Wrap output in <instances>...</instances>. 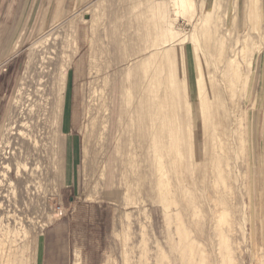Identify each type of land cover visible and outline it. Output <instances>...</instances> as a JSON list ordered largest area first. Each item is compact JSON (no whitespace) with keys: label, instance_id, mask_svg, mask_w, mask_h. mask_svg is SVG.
<instances>
[{"label":"rangeland","instance_id":"obj_1","mask_svg":"<svg viewBox=\"0 0 264 264\" xmlns=\"http://www.w3.org/2000/svg\"><path fill=\"white\" fill-rule=\"evenodd\" d=\"M193 1L196 9L177 7L174 0H143V54L114 69L102 59L107 53L84 54V68L77 67L82 32H76V0H0V132L33 45L44 42L38 54L50 49L52 63L70 64L67 77L75 75L74 84L66 81L57 164L45 161L51 179L46 215L36 211L37 216L49 217L50 224L18 239L15 251L22 264H35L40 235L44 264H188L180 250L178 222L200 244V264H264V0H212L208 15L201 9L202 0ZM78 18L83 20L81 14ZM167 22L178 35L164 40ZM99 33L90 32L89 43L106 48L100 45L108 43L107 34L99 40ZM17 40V52L4 57ZM233 50L247 81L245 88L237 85L240 89L230 92L220 70ZM196 62L208 93L214 92L213 119L206 128L210 143L201 127L194 140L190 131L200 118L196 108L188 111L186 98L175 107L162 88L156 92L160 98L146 89L150 80H159L152 76L161 67H170L182 95L191 94L194 103ZM94 90L105 97L94 95ZM123 90L127 95H121ZM146 98H151L150 104L154 100V105L169 106L164 111L171 113L170 126L161 127L160 106L139 111ZM92 108L109 112L95 119L99 126L89 146L91 154L85 157V127L95 115ZM169 129L178 144L174 149L167 148ZM159 134L163 151L156 153L152 137ZM161 181L167 187L164 192ZM29 189V208L37 210L43 189L35 191L33 182ZM216 211L224 214L222 224L216 222ZM218 233L226 237L224 243Z\"/></svg>","mask_w":264,"mask_h":264},{"label":"bare ground","instance_id":"obj_2","mask_svg":"<svg viewBox=\"0 0 264 264\" xmlns=\"http://www.w3.org/2000/svg\"><path fill=\"white\" fill-rule=\"evenodd\" d=\"M210 1L212 0H202V3H201V9L206 15H208L211 11L209 9ZM174 2L177 5V7H181L183 9L185 8L186 9L187 8L196 9V4L193 0H174ZM212 9H214V5ZM216 9L217 8H215V10ZM54 27L56 26L54 25ZM161 35H162V38L166 40L168 37L170 36L175 37L178 34L175 35V32L172 29L170 22H167V28L164 29L163 34ZM54 36L55 35H53L52 40L57 39V36L55 37ZM67 40L68 38H66L65 41ZM223 41H222V44H223ZM43 44L45 43L38 42L35 45H33L29 50V53L24 62L23 73L19 79L18 87L16 88L14 92L10 114L7 120L5 121L4 125L2 126V129L0 132V264H22L24 260L21 261L20 255L16 254V251H15L17 249L16 246H17V241H19L18 239L27 238L29 234H31V232L35 233L39 229L41 232L42 229H44L46 226L50 224L49 217L46 216L44 218L43 216L41 217V215L39 214L37 216L36 211L37 213L43 211L42 213L46 215L45 212L47 208L46 206L47 199L51 195V188H50L51 179L49 178L50 176L48 174V167L46 166L45 161L46 159L49 160L51 163V166H54L55 164H57L56 158H55V155L57 156L59 154L57 150V146L59 145L58 149H61L62 147V145L60 146V144L62 143L60 129H61V123L63 119V105H64V94L66 91L67 72L70 67L69 66L70 64L56 65L52 63L51 60H53V58L51 55L53 52L49 51L50 49L47 50L44 54L39 55L38 49ZM19 47H20V43L17 40L14 46L10 49L11 51H9L8 54L4 57L14 55L19 49ZM221 47L223 48V46ZM181 50H184L183 47L181 48ZM169 52H171L169 49L164 52L163 57L165 56L164 58L165 60L169 58V55H168ZM232 54H233L232 56L225 58L222 64L221 70H220L221 78L223 82L225 83V88L226 90H229L230 92L231 90H234L235 88L233 89V87H236L237 85L241 86L242 89L245 88L246 81H247L246 76L243 77V74L241 71L242 70L241 62L237 61L238 54H236L234 50L232 51ZM181 58H184V57H181ZM67 60L69 61V59ZM195 60L198 61L196 57H195ZM244 65L247 66V69H248L250 65V61H248ZM183 70L186 71V69H183ZM173 72L175 71H172L170 67H167V68L161 67V71L158 75L156 74H154L153 76L151 75L153 79L154 77L156 78V76L159 78V80L156 81L155 83L158 86L155 87V84H154L155 80L154 82L150 80L146 88L147 92H149V94H153L152 97H156L154 95L160 94V93H156L157 90L162 88L165 94L164 97L168 96L169 100L175 107H177V105L178 106L181 105L183 100H185L186 98L184 105L186 104L188 111L190 112V110H193L196 108V111L197 113H199V118H200L199 119L200 124L198 126L196 125L195 129H192L190 131L192 132L191 134L194 140L197 141L198 139L197 137H198V134L200 133V127H201L202 136L204 137L205 142L210 143L212 139L211 133H209V129H206V128H209L212 122L211 118L213 119V113H210V111H211L212 100H213V97H212L213 95L211 94H214V92L210 93L209 91L208 93L209 88L206 85L205 75L202 72V70L199 68L198 63L196 62L195 63L196 99H195V102L192 103L191 94L190 96H187V97L182 95L183 94L182 88L180 87V84L175 80L174 76L176 75L173 74ZM127 74L130 75V72ZM239 86H237L238 89H240ZM184 87H185L184 91H186L188 87H189V90L191 91L190 84L188 85V87L187 85H185ZM139 90H141V87L139 88ZM127 92L130 93V91H127ZM143 92L144 94H146L145 91ZM143 92H141V94ZM92 93L94 95L97 93L96 96H98V94L101 95L102 92H97L96 90H94V92ZM124 93H125L124 90L121 91L122 96ZM125 94L127 95V93ZM94 95L93 96L91 95V96L95 97ZM159 96L160 95H158V97ZM104 97L105 96H102V98ZM143 98L145 99L144 96ZM162 98L159 100H161L160 102L163 103L164 99L162 100ZM150 100L151 98L150 99L146 98L145 100L146 104L143 102L144 106L142 104H140L141 106L139 105L140 112H143V109L146 110L147 112H149V110L156 111V108L160 106V104H158V106L153 104V103H156L154 102L153 98H152L153 102L150 104L149 102ZM141 102L142 100L139 103ZM92 103H95V102L92 100ZM102 106H104V104ZM164 107L160 106L157 109L160 111L162 115L161 124H160L162 128L168 127L172 124V120L169 119L170 117L169 114L171 113L169 111L168 112L164 111V109L166 110L169 106L168 107L166 106L167 108H164ZM93 112H95V115L93 119H91L92 121L91 122L89 121L90 122L89 125L85 127L86 137H85L84 148H83V153L85 157L91 154L89 151V146L91 144V140L95 138L96 126H99L98 124H95V119L97 118L99 114H103L105 116L109 112V110H107L106 108L104 109L102 108L99 110L92 108V114ZM119 114L121 115V112ZM195 122L197 124L196 119H195ZM189 126L193 127L191 125ZM104 128H107V126H104L103 129ZM172 132H173L172 129H169L168 137L171 138V141H170L171 146H167V148L170 147L171 149H174L176 148L178 144L174 145L176 143H174L173 141L174 135ZM152 139H153L154 150L156 151V153L162 152L163 146L161 145L160 134L154 135ZM180 139L182 138H179V140ZM175 141L177 140L175 139ZM177 151H179V149ZM130 163L132 162L130 161ZM160 164H162V161L160 162ZM216 168L218 169V167ZM159 170L160 169H158V171ZM219 170L221 172V168H219ZM32 182L34 183V186H36L35 191L40 187L43 189L42 196H41V204L37 210L35 208H33V210L32 209L30 210L29 208L31 207V203L33 202L31 198L32 193L29 189V185ZM159 184H160L159 186L161 188V191L164 192L163 190L167 188L165 182L163 183L161 181ZM215 213L216 215H218L219 212L216 211ZM32 214L36 217H33ZM223 217H224V214L221 211L219 213L217 220L215 219L217 224L218 223L222 224V221L224 220ZM179 220L177 219V222ZM177 225H178V233L180 235L179 245H180V250H181L183 259L188 258L187 259L189 260L188 264H200V262L202 263L203 261L202 251L203 250L199 248L200 244L194 241V239H190L187 233L188 231L186 230V228L184 229L182 222H178ZM219 238H221L220 241L222 243L225 242L226 237H223L220 235ZM22 251H24V248ZM161 254L162 253H160V255L158 254L159 260L164 258V256ZM197 259L200 260L199 263Z\"/></svg>","mask_w":264,"mask_h":264},{"label":"crops","instance_id":"obj_3","mask_svg":"<svg viewBox=\"0 0 264 264\" xmlns=\"http://www.w3.org/2000/svg\"><path fill=\"white\" fill-rule=\"evenodd\" d=\"M76 1L80 6L76 16V32H82L77 67L84 68V54L88 53H107L108 56L102 59L107 60L114 69L122 68L125 63L140 58L141 55L137 57L136 54H143V0ZM79 14L82 21L78 18ZM90 32H100L99 40L103 39V32H106L108 43L100 45L101 48H106L100 49L89 43ZM86 61H89L88 57ZM67 82L75 83L74 73L67 77ZM64 182L66 183L65 177ZM42 236L36 240L35 264H44Z\"/></svg>","mask_w":264,"mask_h":264}]
</instances>
